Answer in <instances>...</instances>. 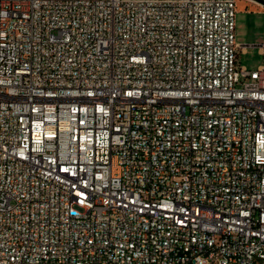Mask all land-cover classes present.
I'll return each instance as SVG.
<instances>
[{
  "label": "built area",
  "instance_id": "built-area-1",
  "mask_svg": "<svg viewBox=\"0 0 264 264\" xmlns=\"http://www.w3.org/2000/svg\"><path fill=\"white\" fill-rule=\"evenodd\" d=\"M236 15L0 0V264H264V62Z\"/></svg>",
  "mask_w": 264,
  "mask_h": 264
},
{
  "label": "rangeland",
  "instance_id": "rangeland-1",
  "mask_svg": "<svg viewBox=\"0 0 264 264\" xmlns=\"http://www.w3.org/2000/svg\"><path fill=\"white\" fill-rule=\"evenodd\" d=\"M255 1L261 5L252 0H237L236 35L240 43L248 45L239 59L249 69H257L264 62V54L259 47L264 43V0Z\"/></svg>",
  "mask_w": 264,
  "mask_h": 264
},
{
  "label": "crops",
  "instance_id": "crops-1",
  "mask_svg": "<svg viewBox=\"0 0 264 264\" xmlns=\"http://www.w3.org/2000/svg\"><path fill=\"white\" fill-rule=\"evenodd\" d=\"M252 1L256 2L257 4L259 3V4L261 5V3H260V2H257V1H255V0H252Z\"/></svg>",
  "mask_w": 264,
  "mask_h": 264
},
{
  "label": "trees",
  "instance_id": "trees-1",
  "mask_svg": "<svg viewBox=\"0 0 264 264\" xmlns=\"http://www.w3.org/2000/svg\"><path fill=\"white\" fill-rule=\"evenodd\" d=\"M263 1V0H262Z\"/></svg>",
  "mask_w": 264,
  "mask_h": 264
}]
</instances>
